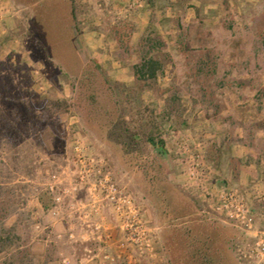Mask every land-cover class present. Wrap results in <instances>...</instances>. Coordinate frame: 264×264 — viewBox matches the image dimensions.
<instances>
[{
    "label": "rangeland",
    "instance_id": "rangeland-1",
    "mask_svg": "<svg viewBox=\"0 0 264 264\" xmlns=\"http://www.w3.org/2000/svg\"><path fill=\"white\" fill-rule=\"evenodd\" d=\"M66 1L0 0V9L6 10L0 30V180L15 184L16 213L8 226L20 237L0 255V264H82V259L85 264H127L123 252L128 246L136 264L159 258L164 264H193L189 231L208 243L216 261L264 264L251 254L252 236L226 223L193 193L177 151L183 142L191 147L204 143L206 163L216 173L209 159L216 134L205 130L203 122L224 117L222 109L230 101L264 106V0H257V7L249 2L251 11L243 15L244 28L237 35L244 41L238 53L259 56L255 63H244L247 73L241 78L225 76L235 65L208 59L235 53L237 47L169 44L155 31L139 38L129 19L138 7L127 5L121 14L117 2L122 0L73 1L77 20L72 33L83 51L81 63L63 43L70 33L64 22ZM123 22L134 28L129 51L113 33ZM219 33V40L231 34ZM145 37L164 42L152 51L164 64L154 84L139 82L134 72L148 52ZM87 69L99 76L87 81ZM258 114L262 120L264 111ZM75 136L131 195L141 211L142 230L136 220L125 226L107 201H89L86 189L74 192ZM159 141L163 149L156 146ZM143 231L148 246L141 257L136 248L140 238L143 243Z\"/></svg>",
    "mask_w": 264,
    "mask_h": 264
},
{
    "label": "crops",
    "instance_id": "crops-1",
    "mask_svg": "<svg viewBox=\"0 0 264 264\" xmlns=\"http://www.w3.org/2000/svg\"><path fill=\"white\" fill-rule=\"evenodd\" d=\"M141 1L142 7H139L131 16L129 15V19L135 23L138 31L135 36L140 38L147 32L155 31L163 35V39L166 42L168 40L169 44L170 42L177 45L193 43L202 45L204 48L243 47L244 41L237 38L238 32L244 28L243 15L251 11L248 7L249 2H254L255 6H258L257 0ZM117 3L120 13L124 14L126 6H132L138 3V0H122ZM218 32L231 34L219 40L216 37L221 38L222 34ZM239 49L235 53L208 59L235 65V68L229 67L225 76L241 78L244 76L243 73H247L244 63L248 61L255 63L259 60V56L252 54L246 57L238 53ZM259 88L251 90V94L258 95ZM241 89L236 87L235 91L238 92ZM248 103L230 101V104L222 109V115L227 119L211 118L203 122L202 126L205 130L216 134L214 136L216 145L209 154V159L217 165L216 173L213 172L208 180L210 189L215 187V183H223L224 180L229 185L242 189L248 188L259 180L264 181V147L261 146V143L264 144V130L258 128L261 125L260 122H264V117L261 120L258 114L259 111H264V106L257 103L254 105V102ZM238 110H242L241 114ZM192 191L207 202L201 185L194 183ZM200 194H203V197ZM81 263L85 264L84 259Z\"/></svg>",
    "mask_w": 264,
    "mask_h": 264
},
{
    "label": "built area",
    "instance_id": "built-area-1",
    "mask_svg": "<svg viewBox=\"0 0 264 264\" xmlns=\"http://www.w3.org/2000/svg\"><path fill=\"white\" fill-rule=\"evenodd\" d=\"M132 6L142 7V1L140 0L138 4L135 3ZM0 10V30H2L6 23V17L3 16L6 10L5 8ZM35 74L38 76L39 72L37 71ZM41 85L39 84L40 90H45V87ZM73 145L78 166V185L74 187V192L86 189L89 201H107L113 207L117 218L121 219L125 226H128L132 220H136L142 230L144 225L140 209L134 203L131 195L116 185L111 173H104L105 162L91 154L81 137L75 136ZM205 148L204 143L191 147L187 142H183L178 146L177 151L183 157L182 162L186 168L188 180L191 184L197 183L203 187L207 203L216 215L235 229L252 236L254 247L251 254L259 261L264 262V181L259 180L246 189L234 187L227 183L219 186L215 184V187L210 189L208 180L213 174V170L206 163ZM93 177L95 179L90 182ZM51 190L53 191L54 187H51ZM64 193H69V190L65 189ZM62 200L61 197H58L55 201L60 203ZM142 233L144 237L146 231ZM127 241L129 244L131 243V235H128ZM147 244L146 236L143 238V243L140 238L136 250L141 257L145 255ZM128 247L123 252V257L127 264H136V259L131 254V246ZM106 258L109 259L110 257L107 256ZM121 258H112L110 261L114 263ZM153 264H164V260L159 258L158 262Z\"/></svg>",
    "mask_w": 264,
    "mask_h": 264
},
{
    "label": "trees",
    "instance_id": "trees-1",
    "mask_svg": "<svg viewBox=\"0 0 264 264\" xmlns=\"http://www.w3.org/2000/svg\"><path fill=\"white\" fill-rule=\"evenodd\" d=\"M74 0H67L68 5V15L65 16V21L68 23V28L70 33L67 36H64V46L69 49V52L72 51V54L79 55L81 63L83 62V51L79 45L78 37L73 35L72 28H75L76 19V9L73 3ZM55 26V25H54ZM72 29V30H71ZM133 25L128 22H123L120 27H116L113 31L116 36V40L119 43L120 47L129 51V45L133 35ZM145 44L148 47V52L143 56L142 61L139 65L134 67L135 77L139 82L154 84L157 82L158 78L164 72V64L161 59L158 57H154L152 55V51L157 49H161L163 47L164 42L161 41H152L150 37H145L143 39ZM64 49V48H63ZM71 65L77 66L71 59L69 62ZM87 69L84 72V79L87 81H91L90 77L96 78L98 73L96 70ZM158 148L163 149L164 143L159 141L156 143ZM13 183H5L0 180V255L10 251L14 245H16V241L20 240V237L16 235V228L9 227L8 221L15 216V184ZM163 202H166L165 197L162 199ZM41 205L44 210H49V206L46 205L42 199H40ZM186 233V232H185ZM183 234V236L185 235ZM188 241L189 246L188 254L191 252L195 253L193 255H188L193 259V264H223V261H216L210 258L211 251L208 248V243L201 242L195 234L193 235L191 231L188 232ZM187 259V258H186Z\"/></svg>",
    "mask_w": 264,
    "mask_h": 264
}]
</instances>
